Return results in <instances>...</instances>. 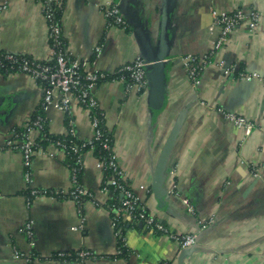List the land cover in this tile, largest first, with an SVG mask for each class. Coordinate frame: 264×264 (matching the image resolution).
<instances>
[{
    "label": "crops",
    "instance_id": "obj_1",
    "mask_svg": "<svg viewBox=\"0 0 264 264\" xmlns=\"http://www.w3.org/2000/svg\"><path fill=\"white\" fill-rule=\"evenodd\" d=\"M52 1L61 9L59 24L67 52L90 59L100 70L112 72L142 55L139 36L129 24L127 29L106 25L101 10L106 1L118 3L148 35L153 49L157 46L164 0ZM237 8L260 14L255 30L234 27L203 65L200 82L194 85L181 58L187 54L200 58L213 45L218 28L213 26L212 10ZM165 29L161 104L151 106L148 88L142 94L128 91L122 79L97 83L93 95L124 182L168 232H152L126 220L121 230H115L108 210L114 194L101 191L106 178L91 150L82 154L79 178L91 197L79 209L68 197L51 194L37 195L26 204V170L30 188L68 191L71 176L65 153L51 146L36 148L26 166L19 151L4 147L0 148V264H26L12 256L13 250L33 254V264H78L51 256L80 249L91 253L80 264H177L182 248L169 233L196 234L194 251L184 257L185 264L264 262V83L240 78L241 72L264 76V0H168ZM96 45L101 47L97 55ZM50 50L41 0H0V52L48 61ZM43 94L44 84L29 74L0 70V147L36 112ZM216 108L246 117L252 129L234 126ZM41 111L51 134H66L67 116L77 138L92 135L90 116L76 102L69 113L52 106ZM178 118L180 129L164 173L167 212L157 209L150 182ZM28 221L33 245L23 231ZM118 238L124 247L121 255L116 253Z\"/></svg>",
    "mask_w": 264,
    "mask_h": 264
},
{
    "label": "built area",
    "instance_id": "obj_2",
    "mask_svg": "<svg viewBox=\"0 0 264 264\" xmlns=\"http://www.w3.org/2000/svg\"><path fill=\"white\" fill-rule=\"evenodd\" d=\"M52 2V0L41 1L43 18L46 21L50 40L51 59L47 61L36 59L26 54L0 52V55L2 56L0 58V69L5 72H24L29 74L35 80L43 83L44 94L40 104L41 108L52 106L60 111L62 110L65 113H69L71 104L76 102L87 110L90 116L93 132L89 138H86V142L82 143L80 146H73L70 148L74 153H77L76 163L79 166L69 168L71 186L67 192H64L63 190L48 191L41 188H30L28 186V183L30 182V173L27 170L24 172V181L28 188L26 204H29L30 200L37 195L51 194L54 196L68 197L76 203L79 209L83 201L86 198L91 197L90 192L80 184L78 177V172L82 169V152L79 151V148L89 145L91 150L92 141L103 137V132L100 128L102 114L100 112H98L100 116L94 114L98 111V106L93 95V89L96 84L101 81L122 79L125 82V88L128 91L134 90L140 94L145 93L147 90L145 67L149 63L141 55H136L131 61L123 63L116 70L106 72L93 66L90 59L72 57L62 43L60 24L54 19L52 8L50 6ZM101 10L108 27L115 25L127 29L128 24L118 3L106 1L104 5H102ZM211 13L213 26L218 28V36L213 45L208 52L200 58L190 54L181 58L184 71L194 85H198L200 82L203 65L209 62L210 57L220 50L223 44L226 43L228 34L231 30L238 25H244L248 31L252 32L255 30L260 18V14L257 11H245L241 8L231 11L212 10ZM100 49V45L94 47L95 55L101 51ZM219 66L222 65L219 64ZM228 71V68H225L224 72ZM240 78L245 80L259 79L264 83V76H261L257 72H241ZM216 109L222 113L225 120L234 126L247 131L252 129L253 123L246 117L232 111H223L221 108ZM44 124L45 120L41 115L38 114L34 116V118L32 115L28 116L22 124L21 132L18 133L14 130L12 136L6 141L5 145L0 148L5 147L19 151L24 165L27 166L32 154L36 150L33 133L40 131L44 127ZM70 132L73 133L72 127L70 128ZM49 146L59 148L63 152L65 149V144L61 141L50 143ZM101 147L107 151V157L102 160L97 159L98 166L103 171L105 169L110 170V175L107 177L106 184L102 186L101 191L106 193L111 191L114 194V198L108 205V210L111 214V225L115 228L119 220H126L142 222L144 228L152 232H168L157 216L153 212L148 211L145 204L140 201L135 192L124 182L122 170L116 164L112 152V146L107 137L102 140ZM140 188L145 189L142 185ZM116 194H119V197H117ZM186 204L188 211L192 212V205L189 203ZM23 231L29 238V244L33 245L34 239L31 221L25 223ZM169 234L170 238L179 246V248L191 247L196 241L195 233ZM116 253H120L119 248ZM90 255L91 253L84 249L75 251L60 250L56 251L51 257L61 261L71 260L80 264L83 259L88 258ZM12 256L14 258H21L26 264H33L34 262V256L31 253L13 250ZM161 264L167 263L166 261H163ZM262 264H264V262Z\"/></svg>",
    "mask_w": 264,
    "mask_h": 264
},
{
    "label": "water",
    "instance_id": "obj_3",
    "mask_svg": "<svg viewBox=\"0 0 264 264\" xmlns=\"http://www.w3.org/2000/svg\"><path fill=\"white\" fill-rule=\"evenodd\" d=\"M119 8L124 18L126 19L127 24H129L133 28V30L138 34L139 40L142 44L141 56L149 63L145 67L147 88L149 91L148 101L151 104V106L161 104L163 102L164 89H165L164 71H165L166 61H164V59L166 57V50H167L165 22L168 11V0L163 1V5H162L163 22L159 31V38L155 49H153V45L151 44L148 35L145 34L143 29L139 25H137L136 22L130 20L129 16L124 11V9L121 8V6H119ZM180 124H181V119L178 118L174 122L171 128L161 148V151L158 155L155 166L152 170L150 187L154 194V198L156 200V207L158 210L161 211L165 210L169 212V206L166 200V190L163 186L164 173L171 148L176 140V137L180 129ZM252 183H255V181H252ZM252 183L250 184V187L253 185ZM139 225H142V222H139ZM192 246L188 248H182L181 252L177 257V264H185L183 261L184 257L190 255L192 251H194V247Z\"/></svg>",
    "mask_w": 264,
    "mask_h": 264
},
{
    "label": "trees",
    "instance_id": "obj_4",
    "mask_svg": "<svg viewBox=\"0 0 264 264\" xmlns=\"http://www.w3.org/2000/svg\"><path fill=\"white\" fill-rule=\"evenodd\" d=\"M42 1V0H41ZM51 8H52V12H53V17L56 21L59 22L60 20V14H61V9L60 7L55 3L52 2L50 4ZM63 43V41H62ZM2 56L0 55V58ZM2 72H4V70L0 69ZM99 111L95 112L94 114L96 116H100ZM42 115V111H41V107L37 108L36 112L34 114H32V117L34 118V116L36 115ZM65 123L68 125L67 126V132L66 134H51L46 130V125L44 124V127L37 132V135L35 137V143H36V148H46L47 146H49L50 143H54L55 141H61L62 143L65 144V149H64V153H65V162L68 166V168L70 167H78L79 165L76 163V157H77V153H74L70 148L73 146H80L82 143L86 142V139H79L77 138L73 133L70 132V125H69V117L66 116L65 119ZM100 128L102 129L103 132V137L97 140L92 141V149L91 151L93 152L94 156H96L97 159H104L105 157H107V151H105L102 147H101V142L104 138H108V141L111 143V135L107 132V130L105 129V127L103 126V121H101L100 123ZM22 127L16 128L15 131L16 132H21ZM112 146V145H111ZM90 150V146L89 145H85L84 147H80L79 151L82 152V154L87 151ZM81 175V170L78 172V177L80 178ZM110 175V170L109 169H105L104 170V176L107 179V177ZM103 184H106V180L103 182ZM108 185V184H107ZM109 186V185H108ZM28 191H24V194H26ZM117 197H119V194H116ZM124 224H126V222L119 220V222L116 224L115 226V230L118 229H122L121 226H123ZM118 237V236H117ZM118 248L120 249V253L119 255H121L122 250H123V244L121 242V238L119 240L118 238ZM124 254V252H123ZM168 264V263H167Z\"/></svg>",
    "mask_w": 264,
    "mask_h": 264
}]
</instances>
